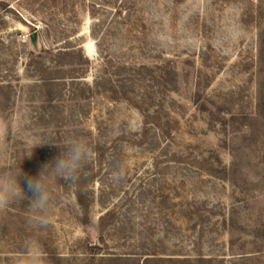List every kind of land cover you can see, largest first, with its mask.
<instances>
[{
  "label": "rangeland",
  "instance_id": "374dc122",
  "mask_svg": "<svg viewBox=\"0 0 264 264\" xmlns=\"http://www.w3.org/2000/svg\"><path fill=\"white\" fill-rule=\"evenodd\" d=\"M0 104V174L95 153L46 228L0 211V264H264V0H0Z\"/></svg>",
  "mask_w": 264,
  "mask_h": 264
},
{
  "label": "clouds",
  "instance_id": "9594fccd",
  "mask_svg": "<svg viewBox=\"0 0 264 264\" xmlns=\"http://www.w3.org/2000/svg\"><path fill=\"white\" fill-rule=\"evenodd\" d=\"M6 135L7 126L0 124V136ZM43 145L57 146L63 150L54 160L42 165L37 175H28L21 168L14 175L0 174V211H5L17 201L27 199V210L36 229L48 226L49 216L57 201L55 186H62L58 181L62 179L68 190L75 189L95 158L91 144L79 135H69L62 143L44 138L38 141L34 148ZM32 154L33 151L28 157L31 158ZM123 174V167L117 163L114 166L113 178L119 180ZM20 177L25 180L24 187L21 186ZM27 192H30L31 196H28ZM12 264H48V261L38 243L29 239L13 258Z\"/></svg>",
  "mask_w": 264,
  "mask_h": 264
},
{
  "label": "water",
  "instance_id": "95a60500",
  "mask_svg": "<svg viewBox=\"0 0 264 264\" xmlns=\"http://www.w3.org/2000/svg\"><path fill=\"white\" fill-rule=\"evenodd\" d=\"M29 42L33 49H38L39 47V35L37 31H33L29 34Z\"/></svg>",
  "mask_w": 264,
  "mask_h": 264
},
{
  "label": "trees",
  "instance_id": "16d2710c",
  "mask_svg": "<svg viewBox=\"0 0 264 264\" xmlns=\"http://www.w3.org/2000/svg\"><path fill=\"white\" fill-rule=\"evenodd\" d=\"M55 77H46V78H43V77H40V80L42 83H48V82H51V81H54ZM89 88V86H87ZM3 107L1 104H0V108Z\"/></svg>",
  "mask_w": 264,
  "mask_h": 264
}]
</instances>
